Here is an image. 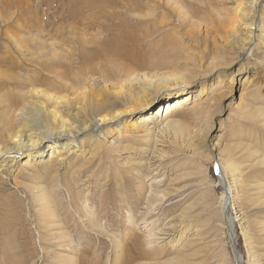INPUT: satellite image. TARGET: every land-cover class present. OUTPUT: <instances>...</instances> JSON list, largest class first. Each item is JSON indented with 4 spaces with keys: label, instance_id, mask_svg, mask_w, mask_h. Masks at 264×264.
I'll return each mask as SVG.
<instances>
[{
    "label": "rangeland",
    "instance_id": "obj_1",
    "mask_svg": "<svg viewBox=\"0 0 264 264\" xmlns=\"http://www.w3.org/2000/svg\"><path fill=\"white\" fill-rule=\"evenodd\" d=\"M174 1L0 0V58L22 62L15 71L18 76L39 78V52L26 57L15 47L20 40H35L31 43L40 42L45 47L41 53H47L41 61L65 58L75 65L81 58L92 60L93 74L86 82L95 94L128 89V82L118 79L113 64L117 61L134 70L142 86H151L150 93L162 101L154 137L129 129L128 121L141 114L134 113L123 119L119 132L107 125L94 135L80 134L69 152L58 148L54 153L45 143L44 155L34 158L32 165L16 162L9 175L0 173V264H63L79 256L89 264L107 258L113 262L119 237L129 231V214L143 245L145 235L140 231L147 226L142 217L150 207L146 201L150 188L165 198L150 209L148 218L159 220L158 229L170 222L180 225L171 234L172 245L155 242L152 252L160 254L155 262L237 264L221 218L223 190L216 172L221 160L238 166L235 176H227L234 189L235 204L229 213L240 264H264V38L244 58L238 47H231L250 29L247 23L236 34L232 29L238 25V4L255 13L257 34L264 35V0L256 9V0H179L187 13L184 18L177 14ZM220 21L228 22L227 33H234L233 39L220 28ZM118 43L124 48L115 53L113 45ZM213 63L222 69L223 84L219 81L212 92L196 95L201 80L195 79L208 74ZM49 77L33 91L64 101L67 93H56L57 83ZM182 77L194 80V85L169 97L174 80ZM25 93L28 105L17 110L29 113L43 99ZM182 99L186 104L170 115L164 113L167 105ZM66 108L72 114L78 106L60 110ZM12 111L0 117V133L5 119H20L14 115L21 112ZM169 121L180 126L159 132ZM86 210L94 215L88 218ZM95 220L104 233L92 226ZM63 233L71 234L72 250L65 246L68 238L60 240Z\"/></svg>",
    "mask_w": 264,
    "mask_h": 264
},
{
    "label": "bare ground",
    "instance_id": "obj_2",
    "mask_svg": "<svg viewBox=\"0 0 264 264\" xmlns=\"http://www.w3.org/2000/svg\"><path fill=\"white\" fill-rule=\"evenodd\" d=\"M175 1L172 3L175 4V10L177 11V14L182 15V17L184 18L187 15V13L183 11L182 7L179 5L180 1L179 0H175ZM259 1L260 0H256L253 3L255 9L257 8ZM242 4L244 5V3ZM250 4H248L247 6H250ZM240 6L241 4H238L235 7L238 13V14L236 13V15H240V16H237V21H238L237 27L234 26L232 27V29L233 28L236 29L235 30V34H236L239 30L242 29L241 26L245 25L246 23H247L246 24L247 27L250 29H248L247 32L245 33V37H243L244 39H240L239 41H235V42L232 41L231 47L232 50L238 47V49L241 51L242 54L241 57L244 58L245 55L247 56L249 53L256 51L257 50L256 47L259 48L260 45L257 43V41L258 39L261 40L262 38H264V35L262 33L257 34L258 26L255 25V13L252 14L250 13V11L247 10L248 8L242 9ZM233 22H235V20H233ZM219 23H221L220 28L223 27L225 30L224 32L227 33L228 32L227 28H230L228 27V22L220 21ZM227 34L231 35L232 39L235 37V34L232 32L231 33L229 32ZM32 41L20 40L19 42H15V47L21 55L26 57L27 55L32 57V55L37 54L39 52V54H37L39 56L36 61V63L39 64L40 66L39 68L41 70L39 78L33 77L26 79L18 76L15 73V71L23 67L20 64L22 62L16 59L4 60L3 58L2 59L0 58V69H5V71L0 70V110H1L0 117L1 119H4L5 114H7V112H10L12 110L13 111L11 113L21 112V114L19 115H14V118L16 119L17 117L20 118L18 121L17 120L15 121L13 119L12 121H9L8 118L5 119L6 122L5 124L2 125L1 133H0V173L5 172L6 176L7 174L9 175L11 173V169L13 168V166H15L16 162H20L22 166L24 165L27 166V164L32 165L31 162L34 158L38 160L44 155V151L43 148L41 149V146H43L45 143H48L47 148L52 149L54 153L58 148H60V150H66L67 152H69V150L73 148V146H75V143L77 141V136L80 134L91 132V134L94 135L97 132L98 133L101 132L107 125H110L111 127L114 125L112 129L114 131L118 129L119 132V130L123 128V126L125 125L123 119H125L126 116L129 117L134 113L136 114L141 113V114L137 118L128 121L127 125L129 129H131V131H134V133H139L143 135L144 134L152 135V137H154L157 129L158 119L162 117V115H160L161 110L159 106V103H161L162 101L161 102L157 101L158 96L155 95V93H150L152 92L151 86H147V84L142 86L143 82L140 80V77L136 75V72L134 70H129L127 69V66L123 65L120 62L114 61L113 64L115 66V69L117 70L118 79L120 82H128V84L126 85L128 86V89H124L123 91H120L118 93H114V91H110V92L95 94L93 92V86L87 84L90 81L86 82V80H90L93 74V71L90 67V65L93 64L92 60L81 58V60H79L78 63H76L75 65L72 64L71 60L65 58L63 59L51 58L41 61L40 57H45V56L47 57V53L45 52L41 53V50H43L45 47L43 44H40V42L39 44L38 43L32 44L31 43ZM25 42H27V44ZM257 44L259 46H257ZM103 47H105V45ZM123 48L124 46L121 43H118L116 45H113L112 51L115 53H119L120 50H122ZM235 54H237L236 51ZM213 60L214 59H212V62ZM29 61L32 62L30 59ZM158 63H160V61ZM210 68L213 69L210 71ZM210 68L208 69L209 73L208 74L206 73L207 75L204 74L205 76L204 75L201 77L199 76L198 78L195 79V82L201 80L200 81L201 83L198 84L197 86L198 89L196 95L202 96L203 93L207 95L208 92L209 93L212 92V89L215 87V85H217L219 81L222 82L223 84L224 75H222L223 72L220 73V70L222 69L219 67V64L214 65L213 63L212 67ZM205 69L207 68H204V70ZM41 73H45V75ZM212 74H216V75L211 80H208V78H211ZM87 75H89L88 78H86ZM49 76L53 78L52 80L54 81L53 83L55 84L57 83L58 88H54V90H56V93L66 92L67 93L66 96L68 99L66 98L64 101H62L63 99L59 96L55 97L54 95L53 97H50L51 95H49V93H47L46 91H40V92L33 91L34 88H37L36 86H43V81L45 80L44 77H48L49 79L50 78ZM109 76H111V73L106 74V79L108 81L110 80ZM178 79L174 80L175 83H173V87L169 89L170 90L169 92H171L168 94L169 97L173 98L179 95L181 93L179 92L180 91L179 89L181 87H185L188 84L194 85L195 83V82L192 83L194 80L192 82H187L188 79L185 77ZM158 84L159 82H157L155 86ZM26 91L27 94H29L31 97L36 95L39 96L41 99H43V102L41 103L36 102L29 113L28 112L23 113L22 110H17V108L21 104L28 105L27 102L28 97H26V93H25ZM51 102L52 104H54V106L49 104ZM156 103L158 104V106L152 112L146 110L149 108L148 107L149 105H155ZM184 104H186L185 99L180 100L178 103L172 102L170 105H167L164 108L165 110L164 113H168L170 115L174 113L177 110V108L182 107ZM74 105L78 106L77 111L75 113L71 114L69 108H66L67 110H62V111L60 110V108L73 107ZM143 109L145 110L143 111ZM12 117L13 116H11V118ZM83 118H85V120ZM87 119L89 120V122L84 123V121H86ZM91 119H93V121H90ZM1 123L2 120L0 121V124ZM179 126L180 125L177 122L169 121L166 123V126L164 128L159 130V132L163 133L169 130L170 127L175 128ZM9 142L11 144H9ZM26 151H28V153H25ZM20 156H22V159L17 160ZM237 170H238V166L234 162L229 160L227 161L221 160L220 166L216 167V172L219 177L220 186H222V190H223L221 193V201H220L221 218L223 220L224 226H227L226 227L227 231L228 229L231 228L233 229V224H232L233 219L229 213V208L230 207L233 208L234 207L233 205L235 204V200H234L235 198L233 195L234 189L231 187L230 183L228 182L227 175L233 177L235 176V172H237ZM219 171H221L220 174ZM225 180L227 182V185H224L226 183ZM158 195H160V198H158ZM164 198H165L164 195H162L161 193H155V191H153L150 188V191L146 198V201L150 207L148 211H146L147 213L142 217V221L144 220V223L147 226H144V229L140 231L141 233H143V235H145L143 237V239H145L143 245L139 244L140 237L138 238L137 236H135V233L137 231V226L135 225L133 216L129 214L128 216V220H130V224L128 225L129 231H125L124 235L119 237L117 241V245L114 248V252L116 256L113 258V262L112 260H109V258H107L105 262L103 263L100 262L99 264H159L158 262L155 261H158L160 254H155L152 252L156 248L155 242L161 240L163 242H166V244H168L169 246L172 245L175 240L173 237H171V234L177 231V228L180 226L178 225L177 227L176 223L172 224V222H170L167 223L162 229H158V227H156V224L159 222V220L158 219L150 220L148 218V215L151 213L150 209L156 204V202H158L160 199L163 200ZM86 202L87 200H85L83 203ZM82 212L83 211H81V214L83 216ZM86 213L88 214L87 215L88 218L94 215V213H92L91 210L89 211L86 210ZM92 223H93L92 226H94L98 232L100 233L105 232V230H103L101 224H99L97 220H95V222ZM148 227L149 229H147ZM96 229H92V231ZM63 234L60 237V240L64 242V240L68 238V240L65 241L66 243L65 246L68 247L69 250H72L73 249L72 245L75 242L74 240H72L71 234H66V233ZM150 252H152L154 256H152ZM143 260L144 262L139 263L140 261ZM62 262L63 264L90 263L89 260L83 259L82 256L75 258L73 261H70L69 263L66 262V260ZM170 263L174 264L175 262H170Z\"/></svg>",
    "mask_w": 264,
    "mask_h": 264
},
{
    "label": "water",
    "instance_id": "obj_3",
    "mask_svg": "<svg viewBox=\"0 0 264 264\" xmlns=\"http://www.w3.org/2000/svg\"><path fill=\"white\" fill-rule=\"evenodd\" d=\"M221 173V171H219V174ZM228 236H229V242H230V246H231V249H232V253H233V257L235 259V262L237 264H240V257H239V254L237 252V249L235 247V244H234V241H233V232L231 229H228Z\"/></svg>",
    "mask_w": 264,
    "mask_h": 264
}]
</instances>
